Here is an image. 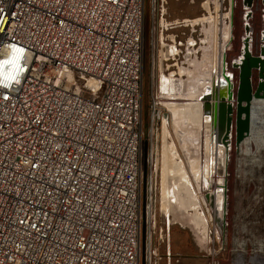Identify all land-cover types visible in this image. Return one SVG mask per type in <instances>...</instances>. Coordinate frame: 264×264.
<instances>
[{
	"label": "built area",
	"instance_id": "built-area-1",
	"mask_svg": "<svg viewBox=\"0 0 264 264\" xmlns=\"http://www.w3.org/2000/svg\"><path fill=\"white\" fill-rule=\"evenodd\" d=\"M144 13L145 0H0V264H152Z\"/></svg>",
	"mask_w": 264,
	"mask_h": 264
},
{
	"label": "rangeland",
	"instance_id": "rangeland-1",
	"mask_svg": "<svg viewBox=\"0 0 264 264\" xmlns=\"http://www.w3.org/2000/svg\"><path fill=\"white\" fill-rule=\"evenodd\" d=\"M144 14L142 127L145 134L149 107L155 105L160 111L153 142L154 162L151 168L145 169L147 174L152 170L154 175L150 198L147 193L146 199L143 148L141 190L146 207L141 226H146L145 254L152 264H234V241L241 240L246 252L245 264H250L248 254L258 248L264 250V120L258 117L251 138L240 151L234 124L225 144L221 139L215 140L222 147L215 150V145L211 149L208 139L209 129L204 122H199L196 109L183 119V134L179 137L172 127L171 110L166 104L190 106L191 102H199L203 86L212 84V74L220 73L221 65L225 66L224 72L233 75L235 99L239 69L232 67V62L238 59L243 41L248 42L252 55H260L264 44V1L145 0ZM197 19L199 23L190 24ZM246 27L250 30L246 31ZM172 50L174 53L168 54ZM259 80L258 70L254 69L253 85ZM190 91L192 95L188 96ZM232 103L235 105L236 101ZM167 111L169 137L164 138L162 116ZM232 116L234 120L235 109ZM179 141H183V150ZM167 142L169 162L164 167L162 151ZM173 160L182 164L185 180L197 198L204 228L193 221L189 224L180 204H173L167 195L166 185L172 173L166 171V165L172 168ZM174 188L175 195L183 191L175 184ZM166 197L170 205L165 212L161 211V204ZM216 205L221 212L219 227L213 216ZM191 213L188 210L186 215Z\"/></svg>",
	"mask_w": 264,
	"mask_h": 264
},
{
	"label": "bare ground",
	"instance_id": "bare-ground-1",
	"mask_svg": "<svg viewBox=\"0 0 264 264\" xmlns=\"http://www.w3.org/2000/svg\"><path fill=\"white\" fill-rule=\"evenodd\" d=\"M249 30H250V27H246V31H249ZM262 39L264 40V32H263V35H262ZM245 43H246V41H243V47L241 48L240 55H239L238 59H236V60H234L232 62V67L234 65H236L234 67L237 68V66L240 64L241 57L243 55V51L245 50V47H246ZM169 53L171 54V52H169ZM227 69H229V68H227ZM224 70H225V66L221 65L220 73H217V74L213 73L212 74V79H211L212 84H207V85L203 86V92L201 93L199 102H191L192 104H190V106H183V104H172V103L171 104H166V106L169 107V109L171 110L172 127H173L175 133L177 134V136L181 137V135L183 134V133H181V129L183 127V119H185V117H188L187 115H191V113H194V109H196V111H195L196 112V117L197 118L199 117V122H204L206 124L205 126L208 127V129H209V138L208 139L210 141L211 149H213V145H215L214 146L215 150H221L222 149L221 144L216 143L217 140L218 141L220 140V137L218 136L219 132H217L216 128L212 125V119H211V116H210V108L208 106L211 104V102H209V100H211V95H213V93L215 91V88H216V91H218L217 93L219 95H224V96L228 95L229 84L230 83L232 84L231 79H232L233 75L229 71L224 72ZM182 74H183V70H180L179 71V75H182ZM90 82H91V84L93 86H95L93 80H90ZM198 88H199V86H198ZM191 91L189 92V94H187L188 96L192 95V94H190ZM251 108L253 110L250 112L251 123H250L249 134L244 136L242 141L238 144V150L239 151H240V147L245 145V143L248 141V139L251 138L252 131H253L254 128H256L258 117L261 116V121L264 120V115H261V113L264 112V100L251 102ZM157 109L158 108H155V112H154V117L155 118L159 115V112H160ZM169 115L170 114L167 111L162 116V128H163L162 137H164V138L165 137H167V138L169 137V134L167 133L168 131H167V124H166L167 121H168V124H169V121H170L169 120ZM189 118H191V117H189ZM259 123H260V120H259ZM261 123H260V125H261ZM167 143H166V145H164V149L162 151L163 152L162 162L164 163L163 164L164 167H165L166 162H168L167 157H168L169 143L168 144ZM180 145H181V148L183 150V141L180 142ZM217 145H218V148H217ZM166 167H167V165H166ZM193 169H195V168H193ZM191 171H193V170H191ZM197 172L198 171H196V170L193 172L194 173V177L196 179L198 178V175H197L198 173ZM185 177L186 176L184 175V180H185ZM206 183L208 184V182H206ZM186 185L188 186V184H186ZM218 185H220V184H218ZM166 189L170 192L171 198H173L174 197L173 190H169V187L167 185H166ZM208 199H209V197H208ZM169 201L170 200H168V197L165 198L164 202L162 201L161 211H165V212L168 211L169 205H170ZM192 206L193 207L191 209H190V207L188 208V210H192L193 211V214H190V215L188 214L189 216L186 215L187 214L186 211H188V210H183L184 218L186 219V221L189 224H191V220L190 219H192V217L194 216V212L198 208V202L195 199H194V201L192 203ZM214 208H215V210H214ZM213 216H214L215 223L219 227V225H220L219 224V218L221 217V212H219V209H218L217 205L213 207ZM198 218L201 219L202 223L204 224V220H203V217L201 216V214H198ZM202 238H204V237H201V240L203 241ZM234 244H236L235 248L232 251L233 252L234 264H245V258L246 257H244V256H246V252L244 250V242L241 241V240H235ZM248 258L251 261L250 264H264V250L262 248H258L257 250H254L251 254H248Z\"/></svg>",
	"mask_w": 264,
	"mask_h": 264
},
{
	"label": "water",
	"instance_id": "water-1",
	"mask_svg": "<svg viewBox=\"0 0 264 264\" xmlns=\"http://www.w3.org/2000/svg\"><path fill=\"white\" fill-rule=\"evenodd\" d=\"M264 1V0H263ZM249 3L250 0H247ZM245 50L241 57L239 69V81L235 93V99L232 92V84H229L228 95H219L215 89L211 95L210 116L212 125L219 132L218 136L225 144V140L229 136L233 124L235 126L236 143L239 144L244 136L249 134L251 116V102L264 100V44L262 45L260 55H252L250 53L249 44L246 41ZM236 66V65H234ZM233 66V67H234ZM236 68V67H234ZM258 70L259 81L256 86L252 83L253 70ZM210 98V97H209ZM208 98V99H209ZM236 101L233 105L232 101ZM235 109V119L233 113ZM144 165V174H145ZM144 225L141 228V246H143ZM143 264V262H141Z\"/></svg>",
	"mask_w": 264,
	"mask_h": 264
},
{
	"label": "flooded vegetation",
	"instance_id": "flooded-vegetation-1",
	"mask_svg": "<svg viewBox=\"0 0 264 264\" xmlns=\"http://www.w3.org/2000/svg\"><path fill=\"white\" fill-rule=\"evenodd\" d=\"M171 164H172V168H170V165L168 163H167V168H166V171H169L172 173V176L170 178L171 180L168 179L169 180L168 181L169 182V184H168L169 190H172V188L175 189L174 188V184H175V187H177L178 190L181 189L183 191L180 194L175 195V191L173 190L174 197L171 198L170 200H172L173 204L175 202L180 204L181 211L183 212V210H188L189 207L192 208L193 207L192 203H193L194 199L197 201V198H196L194 191L191 188V186L184 180L185 174L183 172L182 164L178 161H175V160H173L171 162ZM186 184H188V186ZM171 185H172V188H171ZM167 195L171 196L170 192L168 190H167ZM175 198H176V201H175ZM168 200H169V197H168ZM186 212H188V211H186ZM191 212H192L191 214H193L192 210H191ZM191 221H193V223L197 226L203 225L202 228H204V224L202 223V220L198 218V208L194 212V216L192 217Z\"/></svg>",
	"mask_w": 264,
	"mask_h": 264
},
{
	"label": "crops",
	"instance_id": "crops-1",
	"mask_svg": "<svg viewBox=\"0 0 264 264\" xmlns=\"http://www.w3.org/2000/svg\"><path fill=\"white\" fill-rule=\"evenodd\" d=\"M197 22L199 23V19H197L196 21H193V23H190V24H192V25H196L197 24ZM173 52L171 53V54H173L174 53V50H172ZM168 54H170V53H168ZM164 55V54H163ZM162 89H164L163 87H162ZM168 94V93H167Z\"/></svg>",
	"mask_w": 264,
	"mask_h": 264
}]
</instances>
